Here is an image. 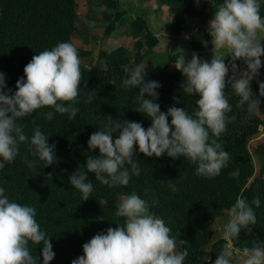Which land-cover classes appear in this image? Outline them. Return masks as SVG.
Segmentation results:
<instances>
[{
  "label": "trees",
  "instance_id": "1",
  "mask_svg": "<svg viewBox=\"0 0 264 264\" xmlns=\"http://www.w3.org/2000/svg\"><path fill=\"white\" fill-rule=\"evenodd\" d=\"M207 1L213 6V15L223 2ZM86 2L102 8L105 34L126 14L125 9L119 8L118 0ZM157 2L167 8V16L172 17L170 21L161 27L156 24L157 28L153 29L146 15L140 12L129 22L126 43L119 42L107 51H99L98 57L105 61L104 69H90V59L87 64L81 63L83 78L78 102L74 105L79 112L72 120L68 119L67 114L55 113L54 109L47 107L36 110L31 116L17 119L29 138L39 126L48 137V143L56 145L58 162L51 166L45 167L43 161L31 154L28 145L22 143L15 160L0 169V187L5 189L10 201L36 208L35 219L46 238H51L55 253L49 264H71L73 259L83 255L82 245L95 234L104 232L108 227L115 228L116 224L122 225L124 219L115 215L116 204L122 195L132 192L148 200L150 211L163 219L171 229L170 235L177 241V250H188L184 264H208L202 255L205 246H208L207 256L212 261L216 259L222 247L229 242L223 238V228L214 238L208 233L215 229L214 218L225 213L227 215L236 197L241 195L249 203L253 199L259 200V207L252 206L256 223L249 226L251 234L242 230L238 239L231 241L230 247L243 250L254 243L264 246V161L254 171L247 149L248 138L256 132L252 124L260 120L244 117L247 109L239 105V97L230 88L225 91L232 112L226 115H234L236 119L227 124L226 131L218 138L231 157L219 175L212 178L196 175L197 164L184 157L172 159L167 154L159 158L147 157L139 152L137 146L136 158L141 172L139 176H131L127 186L109 188L97 181L94 173H89L93 191L89 199L83 201L82 193L68 182L71 173L86 163L87 141L92 133L105 128L106 117L121 122L125 119L140 122L145 129L150 126L151 121L144 114L136 112L138 105L134 97L138 95V88L123 85V80L128 76L125 68L132 67V60H142L162 39L167 38L163 32L173 38L183 29L184 21L200 20L207 7L205 0ZM258 2L260 14L264 17V0ZM158 8L160 6L157 4L154 11ZM76 18L75 0H0V72L5 75L7 89L12 90L10 94L16 91V81L24 76L23 69L33 55L50 50L59 42L69 41L77 26ZM202 37L205 38L206 34ZM188 46L195 52L202 48L198 39H189ZM211 46L207 44V47ZM77 49L79 56L88 55V49ZM171 55H167L170 58L167 66L149 74L148 79L161 85L157 89L159 96L155 102L160 104L161 111L166 112L175 105L184 107L192 114L196 110L198 96L182 92V73L169 66L183 52L180 50ZM173 97L181 98V102L175 103ZM48 111L54 113L52 120L44 119L43 114ZM117 137L118 133H114L113 139ZM91 155H99V149L92 150ZM25 157L28 161H36L37 166L29 168ZM168 181H172L178 191L173 192ZM153 197L157 201L155 204L152 203ZM101 199L107 200V205L97 202ZM181 239L187 243L180 245ZM42 247V243L34 245L29 242L31 254L40 256L39 264H43Z\"/></svg>",
  "mask_w": 264,
  "mask_h": 264
},
{
  "label": "clouds",
  "instance_id": "2",
  "mask_svg": "<svg viewBox=\"0 0 264 264\" xmlns=\"http://www.w3.org/2000/svg\"><path fill=\"white\" fill-rule=\"evenodd\" d=\"M260 7L258 0H223L208 22L212 58L202 59L193 53L191 59L182 55L174 60L175 69L182 73V92L198 96L192 114L175 105L166 112L161 111L160 104L155 102L161 85L147 79L146 64L125 68L128 76L123 85L138 88V95L134 97L138 105L136 112L144 114L151 124L145 129L140 122L106 117L105 128L90 135L86 163L68 177L69 184L82 193L83 201L93 191L89 173H94L95 179L109 188L127 186L131 176L140 175L137 146L147 157L159 158L165 154L172 159L184 157L197 164L196 175L212 178L220 174L231 157L218 138L226 131L227 124L236 119L234 115H226L232 112L226 88L234 90L239 105L249 112L259 110L261 103L254 98L250 87L251 81L260 74L264 56V35H258L264 34ZM224 49L230 57L228 63L227 57L221 54ZM237 60L243 61V66L238 67ZM81 63L74 43L59 42L50 50L32 56L23 69L24 76L16 81L14 94H10L12 90L7 89L5 75L0 72V169L15 160L22 143L28 145L31 154L43 161L45 167L58 162L56 145L48 143L39 126L29 138L17 119L47 107L55 113L67 114L72 120L79 112L74 105L78 102L83 78ZM258 85L259 96L264 97V82L258 81ZM173 99L175 103L181 102V98ZM43 116L52 120L54 113L48 111ZM114 133H118L115 139ZM97 148L99 155H91ZM25 162L29 168L37 166L36 161H28L26 157ZM168 183L173 192L178 191L172 181ZM97 202L107 205L105 199ZM156 202L153 197L152 203ZM259 204L258 199L249 203L242 195L236 197L223 226V238L229 243L214 261L207 256L208 264H233L230 243L238 239L242 230L251 234L249 226L256 223L252 206L259 207ZM36 212L35 207L10 201L5 189L0 187V264H39L40 256L31 254L29 242L43 244V264L54 259L51 238H46L41 231ZM115 215L123 218L124 223L95 234L82 245L83 255L71 264H184L188 250H177L171 229L150 211L148 200L135 192L122 195ZM179 243L184 245L187 241L181 239ZM241 264H264V246L254 243L252 247H245Z\"/></svg>",
  "mask_w": 264,
  "mask_h": 264
},
{
  "label": "rangeland",
  "instance_id": "3",
  "mask_svg": "<svg viewBox=\"0 0 264 264\" xmlns=\"http://www.w3.org/2000/svg\"><path fill=\"white\" fill-rule=\"evenodd\" d=\"M75 1L78 16L76 21L77 26L76 29L71 33L68 42L74 43L77 48L80 47L81 49H88V55L80 56V58L83 64H87V61L90 59L92 62H90L89 68L93 70H101L106 67L104 59L98 57V53L100 50L107 51L109 47L119 42L126 43L128 41L127 39L129 36V22L132 18H134L135 15L143 12L150 22V26L153 29H156L157 25L155 22L159 24V27H161L164 23L161 19L163 18V16H160L163 13L161 7L165 10L167 9L165 6H160L161 4H159L157 0H120L122 7L126 9V14L121 17V22H119L118 24L116 22L114 28L109 33L105 34L103 32V29L106 22L101 18L102 8L93 6L87 3L86 0ZM205 1L207 9H213L212 4L209 5L207 4L208 1ZM154 3L155 6L158 4L160 8H158L154 12H151L150 8L154 7ZM149 5L150 7L147 8V6ZM119 8L121 9V7ZM206 19L209 20V17H207ZM160 31H163V28H160ZM157 34L159 35L158 32ZM164 34H166L167 36L169 33L163 32V35ZM167 37L169 38V36ZM169 59L164 53L153 51L150 55H146L142 60H132L130 63L131 66L139 63L146 64L148 79L150 77V73H154L158 69L167 66V64L169 63ZM170 64L171 65L169 66H174V62ZM253 158L254 165H259V163L256 161V157L253 156ZM227 220L228 218L226 214L221 215L220 218H215V220L213 221L215 229L213 228L214 230L210 232V236L212 238L220 234L219 231L223 228ZM236 251V254H233L232 256L233 264H241L242 253L238 252L239 250Z\"/></svg>",
  "mask_w": 264,
  "mask_h": 264
},
{
  "label": "crops",
  "instance_id": "4",
  "mask_svg": "<svg viewBox=\"0 0 264 264\" xmlns=\"http://www.w3.org/2000/svg\"><path fill=\"white\" fill-rule=\"evenodd\" d=\"M119 1L120 0H118V2ZM119 3H120L119 6L121 7V9H124L122 7L121 1ZM149 7L150 5L147 6V8ZM154 7H155V3H154ZM154 7L150 8L151 12L154 11ZM161 10L163 11V13L160 15L161 17L163 16V18H161L162 21L164 23L167 21H170L172 17L171 15L167 16V9L165 10L161 7ZM204 12L205 14L203 15L202 18H200V20L184 21L182 23L183 29L179 32V34L176 35V37L173 36V39L168 38V37L162 39V41H160V43L156 46V48L154 47L152 49L151 53L155 51V52L164 53L165 55H171L174 53L176 54L181 50L183 52V55H185L186 59H191L192 54L196 53L200 58L210 60L212 58V51H211L212 46L207 47L208 43L211 44V37L208 32V22L209 20L213 18V11L212 9H207V7H205ZM207 17H209V20L206 19ZM77 18H76V21H77ZM155 23L158 24L157 22ZM204 34H206L205 38L202 37ZM258 35H264V34L258 33ZM189 39H198L201 41L202 48L199 50V52H195L193 49H191L188 46ZM262 43H264V41H262ZM221 54L227 57L228 55L227 50L226 49L222 50ZM229 61H230V57H227L225 62L228 63ZM261 61H262V67L260 69V74L257 78L253 79V81H251L250 83V87L253 93H255L254 98L261 100L259 110L254 111V112L246 111L244 114V117L246 119L258 118L260 120L259 123H253V124H256V127H254L256 132L253 135H251L247 141V149L252 159L254 171L258 169L259 165L258 164L257 166L254 165L253 156L256 157V161L259 164L261 161H264V97L259 96V85H258V81L264 82V56L261 57ZM237 62H238V67L243 66V63H244L243 61L237 60ZM256 84H257V87H255ZM217 217L220 218V216H217ZM227 218L229 219L228 213H227ZM231 249H232L233 254H236L237 252L236 250H239L238 248H233V247H231ZM238 252L242 253L241 250H239ZM207 253H208V246H205L204 251H203V255H204L203 257H207Z\"/></svg>",
  "mask_w": 264,
  "mask_h": 264
},
{
  "label": "water",
  "instance_id": "5",
  "mask_svg": "<svg viewBox=\"0 0 264 264\" xmlns=\"http://www.w3.org/2000/svg\"><path fill=\"white\" fill-rule=\"evenodd\" d=\"M230 90H232L231 88H230ZM234 91V90H233ZM252 126L253 127H256V124H252ZM208 236H210V232L208 233Z\"/></svg>",
  "mask_w": 264,
  "mask_h": 264
},
{
  "label": "built area",
  "instance_id": "6",
  "mask_svg": "<svg viewBox=\"0 0 264 264\" xmlns=\"http://www.w3.org/2000/svg\"><path fill=\"white\" fill-rule=\"evenodd\" d=\"M242 251V250H241Z\"/></svg>",
  "mask_w": 264,
  "mask_h": 264
}]
</instances>
